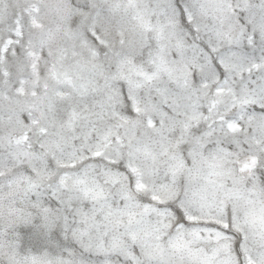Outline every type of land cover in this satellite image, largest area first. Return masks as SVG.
Wrapping results in <instances>:
<instances>
[{
  "label": "snow or ice",
  "instance_id": "snow-or-ice-1",
  "mask_svg": "<svg viewBox=\"0 0 264 264\" xmlns=\"http://www.w3.org/2000/svg\"><path fill=\"white\" fill-rule=\"evenodd\" d=\"M0 264H264V0H0Z\"/></svg>",
  "mask_w": 264,
  "mask_h": 264
}]
</instances>
